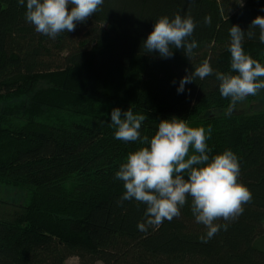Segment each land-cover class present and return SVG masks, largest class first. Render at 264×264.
<instances>
[{"label": "trees", "instance_id": "trees-1", "mask_svg": "<svg viewBox=\"0 0 264 264\" xmlns=\"http://www.w3.org/2000/svg\"><path fill=\"white\" fill-rule=\"evenodd\" d=\"M240 2L104 0L75 31L52 39L26 22V0H0V184L27 193L24 203L0 200V264H66L73 257L80 264H264V106L225 115L230 99L220 95L214 74L177 91L205 59L214 73L231 72L229 28L247 32L264 17V0ZM177 14L196 23L192 56L182 49L171 58L147 53L153 24ZM251 30L255 36L245 35L242 46L264 65L259 29ZM40 80L50 86L28 109L20 100ZM101 91L104 101L94 98ZM114 108L146 116L141 137L177 118L205 128L210 159L225 150L237 156L238 182L252 199L226 231L202 243L207 230L195 221L190 197L178 218L138 230L146 205L120 203L124 188L115 173L148 145L114 138Z\"/></svg>", "mask_w": 264, "mask_h": 264}, {"label": "clouds", "instance_id": "clouds-1", "mask_svg": "<svg viewBox=\"0 0 264 264\" xmlns=\"http://www.w3.org/2000/svg\"><path fill=\"white\" fill-rule=\"evenodd\" d=\"M17 3L25 6V0ZM103 3L104 0H26L24 16L37 33L55 39L61 33L75 31L77 23L83 24L100 11ZM204 23L210 26L211 17L205 16ZM195 27L191 15L177 14L172 19L162 16L153 24L143 48L147 53H158L161 58H171L173 49H182L190 58L193 49L198 47L195 40L189 39ZM251 29H259V41L264 43V17L254 18L247 32L237 25L229 28L230 73H214L205 59L180 80L178 93L184 91L185 84L214 74L219 81L220 95L230 99L224 114L231 115L239 102L264 90V79H260L264 78V65L246 54L242 46L245 35L249 39L255 36ZM145 119V115L134 114L130 108L123 113L119 108L111 111L115 139L126 143L139 140L141 145H148L129 153L115 173V179L123 182L120 203L134 199L146 205L145 222L138 223L137 227L147 231L149 226L158 227L165 220L178 218L190 197L195 221L207 230L200 240L207 243L221 229L226 231L227 222L238 218L244 211L243 206L251 202L252 193L238 182V158L231 150H225L210 159L205 128L190 127L182 119L161 120L152 138L141 137ZM220 220L226 223H217Z\"/></svg>", "mask_w": 264, "mask_h": 264}, {"label": "rangeland", "instance_id": "rangeland-1", "mask_svg": "<svg viewBox=\"0 0 264 264\" xmlns=\"http://www.w3.org/2000/svg\"><path fill=\"white\" fill-rule=\"evenodd\" d=\"M264 79V78H263ZM49 82L47 80H40L35 88L31 91L29 96L22 98L20 102H24L25 106L28 107V109L34 108L35 105H33V98L37 95H40V92H42L45 89H48L49 87ZM95 99H99L101 101H104L105 98L103 96V93H98L94 97ZM12 103L17 104L18 99H13L11 101ZM264 106V90H261L258 92L256 96H254V99L252 100V103L250 106H247L245 101L239 102L235 109L233 111L235 112H241V111H246V112H254L257 111L258 109L262 108ZM5 106L0 103V110L4 108ZM27 199V193L25 191L17 190L15 188L9 187V186H4L0 184V200L7 201L10 203H24L25 200ZM66 264H80L79 260L75 257L69 258L66 262ZM96 264H101V263H96Z\"/></svg>", "mask_w": 264, "mask_h": 264}]
</instances>
